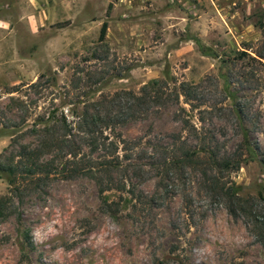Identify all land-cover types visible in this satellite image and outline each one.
<instances>
[{
    "label": "rangeland",
    "instance_id": "rangeland-1",
    "mask_svg": "<svg viewBox=\"0 0 264 264\" xmlns=\"http://www.w3.org/2000/svg\"><path fill=\"white\" fill-rule=\"evenodd\" d=\"M154 78L167 91L186 84L188 97L116 131L189 145L196 139L186 118L221 152L242 154L230 179L247 211L264 218V0H0V155L36 144L12 140L37 115L55 109L72 121L103 96L138 92ZM15 98L28 104L25 121ZM163 178L166 192L155 171L132 177L135 194L161 198L151 206L133 199L113 219L92 178L52 177L17 197L0 177V264H264L250 215L229 214L196 171Z\"/></svg>",
    "mask_w": 264,
    "mask_h": 264
},
{
    "label": "trees",
    "instance_id": "trees-1",
    "mask_svg": "<svg viewBox=\"0 0 264 264\" xmlns=\"http://www.w3.org/2000/svg\"><path fill=\"white\" fill-rule=\"evenodd\" d=\"M111 7L112 4H108L107 14ZM107 26V21H103L99 40L105 38ZM167 88L165 80L151 79L138 92L124 91L110 98L103 96L75 114L72 121L63 113L57 116L55 109L46 115H37L32 127L21 131L12 140L19 143L20 139L32 136L36 144H20L15 152L1 154L0 177L6 179L10 192L17 197L26 190L39 188L52 177L92 178L104 210L113 219H118L121 210L133 199L151 206L161 198L160 195L135 194L132 177L155 171L159 176L157 188L166 192V185L162 182L165 173H185L186 169H191L202 177L208 195L223 201L229 214L234 217L250 215L254 225L250 231L264 246V218L259 220L258 215L247 211L250 210L248 201L238 194L230 179V173L240 166L241 153L221 152L213 135L201 134L186 118L179 120L184 128L194 131L192 135L196 139L189 145L175 136L167 143L151 140L142 143L139 139H126L116 131L124 122L145 115L154 105L175 101L180 94L189 95L186 84H182L179 90L167 91ZM14 100L23 113L22 121H25L30 113L28 104L18 98ZM109 190L119 193L116 200H109L106 196L105 192ZM6 209V197L0 196V215H5ZM27 233L25 242L31 245ZM22 254L24 259L26 255Z\"/></svg>",
    "mask_w": 264,
    "mask_h": 264
}]
</instances>
